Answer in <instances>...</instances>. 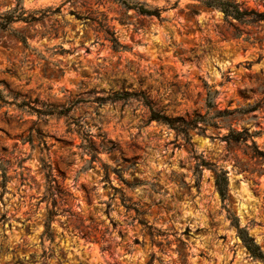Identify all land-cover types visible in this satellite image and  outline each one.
<instances>
[{
    "label": "rangeland",
    "instance_id": "374dc122",
    "mask_svg": "<svg viewBox=\"0 0 264 264\" xmlns=\"http://www.w3.org/2000/svg\"><path fill=\"white\" fill-rule=\"evenodd\" d=\"M136 1L160 18L113 0H23L29 13L51 11L44 22L12 25L31 50L0 32V264H263L230 220L264 253L262 160L223 141L227 128L190 131L189 143L150 121L136 98H98L143 93L171 118L204 115L207 87L219 92L220 110L254 105L264 92V22L237 30L197 0ZM234 1L264 12V0ZM15 6L0 0V13ZM46 108L68 113L40 115ZM230 123L264 131V105ZM87 134L101 161L91 162ZM255 140L264 151V133ZM200 157L227 172L225 202L210 169L195 173ZM44 162L65 193L52 239H43L52 209Z\"/></svg>",
    "mask_w": 264,
    "mask_h": 264
},
{
    "label": "trees",
    "instance_id": "16d2710c",
    "mask_svg": "<svg viewBox=\"0 0 264 264\" xmlns=\"http://www.w3.org/2000/svg\"><path fill=\"white\" fill-rule=\"evenodd\" d=\"M121 4L126 10H133L139 15L147 17L160 18V9H151L146 4L137 2L136 0H113ZM204 7L212 10H217L221 12L224 16V20L232 27H235L234 23L240 26L256 25L264 22V12L259 13L254 10L244 9L241 4L235 2L234 0H197ZM23 0H16V6L4 13H0V32H10L13 34L24 46L25 49L31 50L27 38L12 28L15 23H25L33 24L37 22H44V20L49 17L50 10H38L32 13L26 11L23 7ZM61 7L55 9V13H60ZM101 30L106 34L110 35L108 27L105 23V19L100 22ZM238 30V29H237ZM110 42L114 49H119L122 46L119 44L117 39L114 38V34L110 36ZM62 49V48H60ZM65 52L63 49L60 53ZM206 94V112L204 115L194 114L193 117H176L171 118L158 112L154 109V106L149 101L148 97L143 93L136 92H120L114 93L106 98H98L100 102L102 101H127L130 98H136L140 100L148 109L150 113V121H156L160 124L167 126L169 129L173 130L177 135L182 136L187 142L190 143V131H196L198 134L205 135L207 127H213L215 129L227 128L228 133L222 136V140L229 143L245 144L252 152L253 156L259 158L264 163V151L260 149L255 138L261 136L264 131H254L249 132L246 129L236 130L232 127L230 121L236 117H244L250 115L261 108L264 105V92L261 93L263 98L259 100L254 105L247 107L236 108L234 110L218 109L215 103L216 97L219 94L217 90H211L212 87H207ZM264 91V90H263ZM2 95V90L0 88V97ZM39 114L42 116H66L68 110H57L56 108H46L44 111L38 110ZM232 119V120H231ZM88 141V151L91 154V162L101 161L98 157L99 151L90 142V135L87 134ZM116 150V145L112 144L110 147H103L102 151L112 152ZM200 162L196 164L195 173L200 178L202 175V169H210L215 176V187L221 198L222 202H225L228 196V176L227 172L223 169H217L214 165L207 163L202 157L199 158ZM0 164V172H2L1 177L3 178L2 184L6 182V170L2 168ZM44 169L47 170V189L43 200L48 201L52 205V209L47 211V218L45 222V232L43 234V239H52L51 224L57 214L56 206L58 200L65 195L61 188L57 185V182L51 174V166L44 162ZM107 169V166H105ZM2 169V170H1ZM107 175V170H106ZM115 191L117 189L113 188ZM126 200L122 199L125 203ZM127 208H132L131 206H126ZM232 225L237 230V236L241 240V243L246 248L250 256L264 264V253L262 252L260 246L256 244L255 240L249 235L246 228L240 227L238 219L234 216H230Z\"/></svg>",
    "mask_w": 264,
    "mask_h": 264
}]
</instances>
